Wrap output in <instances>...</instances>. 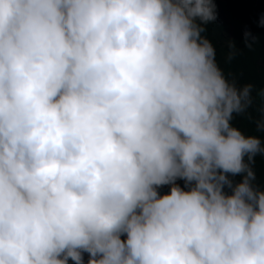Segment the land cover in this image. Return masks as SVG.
Masks as SVG:
<instances>
[{"label":"clouds","instance_id":"1","mask_svg":"<svg viewBox=\"0 0 264 264\" xmlns=\"http://www.w3.org/2000/svg\"><path fill=\"white\" fill-rule=\"evenodd\" d=\"M215 19L212 0H0V264H264V142L232 123L252 85L217 65Z\"/></svg>","mask_w":264,"mask_h":264},{"label":"trees","instance_id":"2","mask_svg":"<svg viewBox=\"0 0 264 264\" xmlns=\"http://www.w3.org/2000/svg\"><path fill=\"white\" fill-rule=\"evenodd\" d=\"M216 5V19L205 25L206 36L216 49V62L225 77L235 82L237 87L251 84L252 103L243 114H233L232 123L245 134L260 137L264 142V130L256 127V121L264 114V0H212ZM249 32L257 36L251 47L244 45V34ZM235 46L232 58L227 59L229 43ZM253 169L257 184H264V157L259 154L254 158ZM239 180L240 177L234 178ZM181 187L182 179H177ZM164 194L169 191V185L157 189ZM124 239V236L121 237ZM83 262L87 264L88 253H82ZM67 264H75L70 258Z\"/></svg>","mask_w":264,"mask_h":264}]
</instances>
